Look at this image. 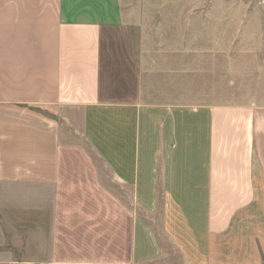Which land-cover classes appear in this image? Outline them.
Returning <instances> with one entry per match:
<instances>
[{
  "label": "crops",
  "instance_id": "1",
  "mask_svg": "<svg viewBox=\"0 0 264 264\" xmlns=\"http://www.w3.org/2000/svg\"><path fill=\"white\" fill-rule=\"evenodd\" d=\"M132 8L0 0V264H264V104L184 102Z\"/></svg>",
  "mask_w": 264,
  "mask_h": 264
},
{
  "label": "rangeland",
  "instance_id": "2",
  "mask_svg": "<svg viewBox=\"0 0 264 264\" xmlns=\"http://www.w3.org/2000/svg\"><path fill=\"white\" fill-rule=\"evenodd\" d=\"M123 3L145 13L143 40L156 45L145 53H184V102L264 104V0ZM132 40L133 53H142L139 28L133 29ZM108 187L136 214L129 191L111 180Z\"/></svg>",
  "mask_w": 264,
  "mask_h": 264
}]
</instances>
